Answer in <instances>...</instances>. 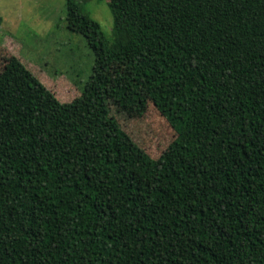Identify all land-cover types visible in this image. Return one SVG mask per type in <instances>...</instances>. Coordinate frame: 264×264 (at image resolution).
I'll return each instance as SVG.
<instances>
[{"label":"trees","instance_id":"16d2710c","mask_svg":"<svg viewBox=\"0 0 264 264\" xmlns=\"http://www.w3.org/2000/svg\"><path fill=\"white\" fill-rule=\"evenodd\" d=\"M66 24L175 132L157 160L83 93L0 70V264H264V0H107ZM1 24V19H0Z\"/></svg>","mask_w":264,"mask_h":264},{"label":"rangeland","instance_id":"374dc122","mask_svg":"<svg viewBox=\"0 0 264 264\" xmlns=\"http://www.w3.org/2000/svg\"><path fill=\"white\" fill-rule=\"evenodd\" d=\"M101 27L112 43L113 17L107 0H72ZM67 0H0V70L16 57L56 99L71 109L82 93L115 118L153 160L175 140L173 129L117 67L105 68L85 39L67 29Z\"/></svg>","mask_w":264,"mask_h":264}]
</instances>
